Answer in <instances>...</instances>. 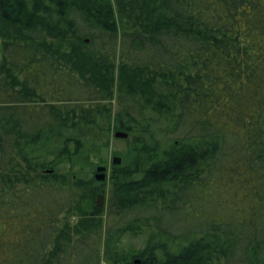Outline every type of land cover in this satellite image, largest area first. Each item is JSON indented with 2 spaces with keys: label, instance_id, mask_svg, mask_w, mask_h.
<instances>
[{
  "label": "trees",
  "instance_id": "16d2710c",
  "mask_svg": "<svg viewBox=\"0 0 264 264\" xmlns=\"http://www.w3.org/2000/svg\"><path fill=\"white\" fill-rule=\"evenodd\" d=\"M0 50V264H264V0H0Z\"/></svg>",
  "mask_w": 264,
  "mask_h": 264
},
{
  "label": "rangeland",
  "instance_id": "374dc122",
  "mask_svg": "<svg viewBox=\"0 0 264 264\" xmlns=\"http://www.w3.org/2000/svg\"><path fill=\"white\" fill-rule=\"evenodd\" d=\"M1 50H0V57H1ZM117 104L114 101L112 108H113V113H115L117 111ZM126 150V140L122 139V138H115L114 136H110V143H109V147L108 148H103L101 150L100 153L91 156V162H92V167H87L86 168V174H88L89 176L91 175V173H94L95 167L98 165H104L107 167L106 170V178H105V182H107L108 180V176L110 175V171H111V157L113 155L116 156H122V154L125 152ZM223 189L219 190L217 194H219ZM98 194H103L104 195V199H103V205H102V209H103V217L105 220L104 223V228L107 229V227L110 225V223L113 222L115 215V208L112 206L114 203V199H113V195H112V190L110 188V185L108 184L106 186V188L104 189L103 192H98ZM223 198V197H222ZM96 196H94L93 199H89V200H85L82 205H81V210H83V214L82 213H76L73 212L72 214H65V218L66 220H68L69 224H74L75 222H77L78 220H80L82 217H84L86 214H88L96 205ZM228 199V197H227ZM225 206H224V211H228L231 210L233 208V206L231 205V201L229 200H225ZM241 206V204H240ZM242 207H244V205H242ZM124 242H127L128 244H131L134 248H139L142 245V239L141 236L140 237H134V236H128L127 238H124ZM100 256H99V260H98V264H109V262L106 260V258L103 256L102 253V247L100 249Z\"/></svg>",
  "mask_w": 264,
  "mask_h": 264
},
{
  "label": "water",
  "instance_id": "95a60500",
  "mask_svg": "<svg viewBox=\"0 0 264 264\" xmlns=\"http://www.w3.org/2000/svg\"><path fill=\"white\" fill-rule=\"evenodd\" d=\"M114 137L115 138H126L127 137V133L123 132V131H115L114 132ZM121 160L122 158L120 156H116V155H113L111 157V164L112 165H119L121 163ZM106 170H107V167L104 166V165H98L95 167V170H94V179L96 181H104L105 178H106ZM103 199H104V195L103 194H97L96 195V205L98 207H101L103 205ZM136 262H138V260H136Z\"/></svg>",
  "mask_w": 264,
  "mask_h": 264
}]
</instances>
